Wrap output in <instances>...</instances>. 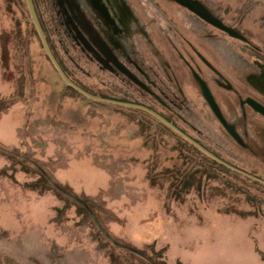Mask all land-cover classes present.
<instances>
[{"label":"rangeland","instance_id":"374dc122","mask_svg":"<svg viewBox=\"0 0 264 264\" xmlns=\"http://www.w3.org/2000/svg\"><path fill=\"white\" fill-rule=\"evenodd\" d=\"M119 1L135 24L121 58L146 72L156 100L89 56L84 32H71L67 22L68 0H32L67 77L93 95L147 103L225 162L264 180V118L239 106L246 96L263 101L245 78L264 54V0H197L248 41L218 31L213 46L200 40L232 86L207 80L242 145L192 82L180 84L182 97L168 98L171 113L162 107L165 87L172 93L165 65L188 81L164 23L183 10L173 0ZM179 137L142 111L89 100L63 84L24 0H0V264H264V185L219 167Z\"/></svg>","mask_w":264,"mask_h":264},{"label":"flooded vegetation","instance_id":"af4514ba","mask_svg":"<svg viewBox=\"0 0 264 264\" xmlns=\"http://www.w3.org/2000/svg\"><path fill=\"white\" fill-rule=\"evenodd\" d=\"M60 1H61L60 4L62 5V0ZM68 2L70 3V4L68 3L70 8L69 10L70 14H67L68 16L67 22L71 26V32L77 33V29L79 28H81L82 31L84 32L83 34L85 37L81 38V42H82L81 46L85 51L90 53L89 56H91L93 60H95L98 64H100L101 67L103 66L107 67L116 76H119L128 83H130L135 93H138L147 99L156 100V96L151 90V86H150L151 83L149 84L150 80H148V78H145L146 72L140 68V65H138V63L135 60H133V58L127 57L126 58L127 60L121 58V52L125 51L124 48L125 43L132 38L131 36L135 35V34L132 35L131 33L132 28L129 27V25L131 24L135 25V24L129 12H124V10L123 11L120 10L119 8L120 1L119 0H68ZM172 3H174L179 8H181L183 10V13H185L184 14L185 16H183L182 18H180L179 16L177 17L168 16L167 14L166 16H164V23L166 25L165 29L167 30V35H168L167 43L174 52L175 59L177 61L176 62V67H178L177 70H182L183 73L187 76L188 81H185L182 75L178 77L177 75L178 72L177 71L175 72L173 69H171L169 63H167L165 65L166 70L164 75L167 84H170L172 86L171 91L173 94L170 92L169 86H166L165 91H163L164 95L162 96V99L165 103L162 104V107L168 113H171L170 109L168 108L169 107L168 105L172 107L173 105L169 102L168 98H173L174 96L176 98L182 97L183 90L181 89V87L183 86L181 85H185V82H190V83L192 82L196 85L199 94L201 95L206 105L208 106L202 94V89L200 84V82H202L206 87V89L208 90V92L210 93V95L212 96L224 121L232 127L234 133L239 137L237 139L236 136L237 140L235 141H238V143H241L242 145V140L236 130L235 125L228 122L224 117V115L222 114L214 98L211 85H209L210 82H207V80L210 79L211 83L215 85L217 88L224 89L227 91H230L232 89V86L227 80L223 78L222 74L215 67L210 54L206 53L205 51L203 52L201 50L200 40H203L205 42V43L202 42L204 46L206 44L209 45V47L213 46L212 42L213 40L217 39L216 32L218 31L221 34H223L225 37L239 41L240 43L247 46H248V41L243 36L242 37L245 39L244 41L229 37L226 33L218 30L216 27L202 20L197 15L186 9L184 6H181L175 2ZM184 18L187 20L188 26L185 27L188 30V34L184 32L183 28L180 29L179 27V25H183V21L181 20ZM202 25L205 27V29H203L204 31L208 29V32L206 33L204 32L205 37H203V39L199 35ZM142 34L146 36L144 33ZM130 43L131 42H129V44ZM262 55L263 58L261 60L254 61L252 65L253 72L247 75L245 79L247 84L250 86L251 90H253L259 97H261L263 101L260 102L255 98L246 96L244 100H241L239 102L240 108L243 106H248L250 109H252L246 103L247 99H251L256 103H258L259 105H261L262 107H264V94L258 89V87L261 86L262 89L264 90V84L262 85L260 83L261 77H263L264 74V54ZM126 63H128L129 66H127ZM170 69H171V73H170ZM203 74L208 75L209 78H206ZM136 104H140L146 107L150 106L147 103L142 104L136 102ZM208 108L210 110L209 106ZM132 109L139 110L135 108ZM158 113L162 115L164 118H166L168 121H170L172 124L177 126L173 122L171 117L162 114L160 112ZM147 115L150 116L149 114ZM212 115L218 121V119L215 117L213 113ZM227 134L229 133L227 132ZM193 139L195 140V138Z\"/></svg>","mask_w":264,"mask_h":264},{"label":"water","instance_id":"95a60500","mask_svg":"<svg viewBox=\"0 0 264 264\" xmlns=\"http://www.w3.org/2000/svg\"><path fill=\"white\" fill-rule=\"evenodd\" d=\"M173 1L176 2L177 4L181 5V6H184L186 9H188L190 12L197 15L202 20H204L207 23H209L210 25L216 27L218 30L226 33L229 37H232V38H235V39H238L241 41L245 40L241 35L236 33L233 29L225 26L217 18L213 17L198 1H196V0H173ZM24 2H25L26 7H27L29 19H30L31 23L33 24V27L36 31V34H37L38 39L41 43L43 52L47 56L48 60L52 64L53 68L57 72V74L60 77V79L62 80L63 84L69 86L70 88H72L73 90H75L76 92L83 95L84 97H86L89 100L111 103V104H115V105H119V106L129 107V108H135V109H139V110L149 114L151 117H153L157 121L161 122L163 125H165L167 128H169L175 134H177L178 136L183 138L185 141H187L189 144H191L193 147H195L197 150L202 152L204 155H206L210 159L214 160L215 162L221 164L222 166H224V167H226V168H228V169H230V170H232L238 174H241L247 178H250L251 180H254V181L259 182V183L264 185V180H262V179L254 176L252 174H249V173L225 162L224 160H222L221 158H219L218 156H216L215 154H213L212 152L207 150L204 146H202L200 143H198L196 140H194L192 137H190L188 134L183 132L181 129H179L177 126L172 124L170 121H168L166 118H164L162 115H160L158 112L154 111L153 109H150L146 106L136 104V103H132V102H124V101H120V100H115V99H111V98H105V97L93 95V94L87 92L86 90H84L83 88H81L80 86H78L77 84H75L74 82H72L67 77V75L64 73V71L62 70V68L60 67L56 58L54 57V55L52 54V52L50 50V47L47 43L44 32H43L41 25L38 21V18L36 16L32 0H24ZM260 83L262 85L264 84V74H263V77H261ZM200 84H201L202 94H203L204 99L206 100L208 106L210 107V110L215 115V117L218 119V121L222 124L224 129L234 139H236V135H235L232 127L224 121V119H223L222 115L220 114V111L218 110V107L216 106L212 96L210 95V93L208 92V90L206 89L204 84L202 82H200ZM258 89L264 94V90L262 89L261 86H259ZM246 103L256 113H258L260 116H262L264 118V107H262L261 105H259L258 103H256L255 101H253L251 99H247Z\"/></svg>","mask_w":264,"mask_h":264},{"label":"trees","instance_id":"16d2710c","mask_svg":"<svg viewBox=\"0 0 264 264\" xmlns=\"http://www.w3.org/2000/svg\"><path fill=\"white\" fill-rule=\"evenodd\" d=\"M42 28V27H41ZM48 43V42H47ZM49 45V44H48ZM51 50V49H50ZM52 52V51H51ZM53 54V53H52ZM57 60V59H56ZM58 62V61H57ZM58 64H59V62H58ZM60 65V64H59ZM60 67H61V65H60ZM62 68V67H61ZM62 70H63V68H62ZM64 71V70H63ZM64 73L66 74V72L64 71ZM68 76V75H67ZM75 84H77V83H75ZM78 86H80L79 84H77ZM81 87V86H80ZM81 88H83V87H81ZM84 89V88H83ZM85 90V89H84ZM87 91V90H86ZM151 118V117H150ZM153 119V118H152ZM154 121H156L155 119H153ZM160 126H162L163 128H165L167 131H170L171 133H173L174 135H176L177 137H179L177 134H175L174 132H172L170 129H168L166 126H164L162 123H160V122H158V121H156ZM184 143H186V144H188L191 148H193L194 150H196V151H198L195 147H193L191 144H189L187 141H185L184 139H182L181 137H179ZM206 157V156H205ZM207 159H209L211 162H213V163H215L216 165H218L219 167H221V168H223V169H226L227 171H230L228 168H226V167H224V166H222L221 164H219V163H217V162H215L214 160H212V159H210V158H208V157H206ZM231 172V171H230Z\"/></svg>","mask_w":264,"mask_h":264}]
</instances>
